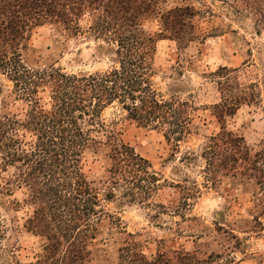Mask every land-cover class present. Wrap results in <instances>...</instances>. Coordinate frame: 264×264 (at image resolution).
<instances>
[{"label":"trees","instance_id":"1","mask_svg":"<svg viewBox=\"0 0 264 264\" xmlns=\"http://www.w3.org/2000/svg\"><path fill=\"white\" fill-rule=\"evenodd\" d=\"M232 1L264 26V0ZM156 5V0H0V74L13 83L15 99L28 106L23 120L16 115L0 118V201L18 188L26 189L24 202L33 213L24 227L42 239L37 264H92L106 226L122 236L114 264H228L223 254L201 257L184 247L158 249L150 258L137 236L103 205L115 202L119 190L129 204L142 205L161 186L148 160L125 143L113 123L102 119L106 109L117 105L127 119L162 132L176 147L192 133L199 110L174 96L163 99L154 84L158 42L168 36L181 40L183 31L193 25L196 9L190 5L172 9L161 16L163 30L151 33L144 24L156 17ZM86 17L88 32L102 41L96 49L101 58L110 59V69L79 74L56 67L57 62L44 68L26 63L24 52L36 29L51 26L63 35H79L85 31ZM45 89L50 91L49 107L39 96ZM239 100L227 95L213 107L224 114L216 115L220 122L236 115L243 105ZM25 134L31 135V142H25ZM207 139L200 153L207 164L205 173L229 176L239 166L251 173L249 179L263 184L264 194V151L252 154L243 137L223 126ZM99 152L110 164L97 186L86 172L85 157ZM11 203L19 207L18 202ZM263 205L259 206L264 210Z\"/></svg>","mask_w":264,"mask_h":264},{"label":"rangeland","instance_id":"2","mask_svg":"<svg viewBox=\"0 0 264 264\" xmlns=\"http://www.w3.org/2000/svg\"><path fill=\"white\" fill-rule=\"evenodd\" d=\"M156 1V17L144 24L151 33L163 30L161 16L172 9L185 5L196 9L193 25L183 31L181 40L168 36L158 42L154 84L163 99L174 96L199 110L192 133L176 147L162 132L127 119L117 105L106 109L102 119L113 123L125 143L148 160L161 186L142 205L129 204L122 198L123 190L117 192L115 202L103 205L121 219L127 232L137 236L150 258L158 249L169 252L184 247L201 257L223 254L228 264H264V210L259 206L264 204L263 184L249 179L251 173L239 166L229 176L218 173L213 177L205 173L207 164L200 157L207 138L220 133L222 126L243 137L252 154L264 151V26L232 0ZM88 19L82 22L85 31L79 35H63L51 26L36 29L24 52L26 63L44 68L57 62L56 67L79 74L110 69V59L101 58L96 49L102 41H96L88 32ZM167 24L172 26L171 21ZM221 68L237 71L229 74ZM13 90V83L0 74V118L16 115L23 120L28 106L15 99ZM227 95L240 99L243 105L235 116H226L220 122L216 115L224 114L213 107ZM39 96L49 107L50 91L40 90ZM23 138L26 143L32 141L29 134ZM109 164L102 152L86 155V172L97 186L104 180ZM26 199V189L18 188L0 201V264H37L42 239L24 227L33 213ZM14 201L19 203L18 208L11 203ZM121 238L106 226L97 241L92 264L116 263Z\"/></svg>","mask_w":264,"mask_h":264}]
</instances>
